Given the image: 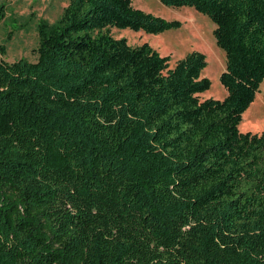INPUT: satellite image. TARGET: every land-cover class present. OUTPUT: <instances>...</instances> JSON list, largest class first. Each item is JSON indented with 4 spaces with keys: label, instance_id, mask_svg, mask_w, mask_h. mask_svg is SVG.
Segmentation results:
<instances>
[{
    "label": "trees",
    "instance_id": "trees-1",
    "mask_svg": "<svg viewBox=\"0 0 264 264\" xmlns=\"http://www.w3.org/2000/svg\"><path fill=\"white\" fill-rule=\"evenodd\" d=\"M161 2L216 24L224 99L204 52L111 33L183 26L133 0H70L36 61L0 44V264H264V0Z\"/></svg>",
    "mask_w": 264,
    "mask_h": 264
},
{
    "label": "rangeland",
    "instance_id": "rangeland-1",
    "mask_svg": "<svg viewBox=\"0 0 264 264\" xmlns=\"http://www.w3.org/2000/svg\"><path fill=\"white\" fill-rule=\"evenodd\" d=\"M70 0H0V44L7 46L5 58L15 61L26 58L38 59L40 42L39 24L42 20L49 24L57 22ZM133 4L147 12H152L168 20L178 19L183 22L179 29H172L160 34L136 31L131 28L112 27L111 33L116 38H127L131 45L150 43L162 55H170L171 66L189 52L199 50L207 55L208 65L203 76L212 80V87L200 93L201 99H224L228 90L220 80L226 70V52L217 44L212 19L191 6H168L161 0H133ZM142 32V33H141ZM213 90V91H212ZM258 99L251 104L247 121L244 117L240 124L242 132L264 133V82L257 93ZM256 96V97H257ZM255 113L256 115L252 114ZM245 114V113H244ZM243 114V116H244ZM250 117V118H249ZM260 123V128H251L250 121Z\"/></svg>",
    "mask_w": 264,
    "mask_h": 264
},
{
    "label": "bare ground",
    "instance_id": "bare-ground-1",
    "mask_svg": "<svg viewBox=\"0 0 264 264\" xmlns=\"http://www.w3.org/2000/svg\"><path fill=\"white\" fill-rule=\"evenodd\" d=\"M142 33V32H141ZM212 87V86H211ZM213 91V90H212ZM256 99H258V96L256 97ZM250 109H251V107H250ZM249 109V110H250ZM249 110L248 111H246L245 112V114H244V123H245V121H247V115L249 114ZM252 114H254V115H256L255 113H252ZM250 118V117H249ZM261 124L260 123H256V121H250V126H251V128H260L261 126H260Z\"/></svg>",
    "mask_w": 264,
    "mask_h": 264
}]
</instances>
